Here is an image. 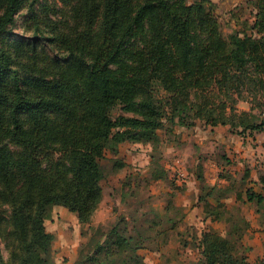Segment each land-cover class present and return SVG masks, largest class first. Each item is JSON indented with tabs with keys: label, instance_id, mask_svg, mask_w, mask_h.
<instances>
[{
	"label": "trees",
	"instance_id": "16d2710c",
	"mask_svg": "<svg viewBox=\"0 0 264 264\" xmlns=\"http://www.w3.org/2000/svg\"><path fill=\"white\" fill-rule=\"evenodd\" d=\"M253 5L252 21L224 36L210 0H0V264H54L45 226L54 207L80 223L79 264H136L170 231L197 252L195 264H264V253L250 261L239 251L249 221L213 195L200 171L196 203L204 219L228 220L224 233L180 229L184 211L172 201L151 217L92 225L102 160L121 144L149 145L158 181L167 178L161 129L175 138L174 127L200 119L242 139L264 135V0ZM23 9L32 35L15 37ZM124 166L113 161L116 171ZM250 173L245 167L241 184L259 191L248 186L237 199L254 208L264 234V167L255 181Z\"/></svg>",
	"mask_w": 264,
	"mask_h": 264
},
{
	"label": "rangeland",
	"instance_id": "374dc122",
	"mask_svg": "<svg viewBox=\"0 0 264 264\" xmlns=\"http://www.w3.org/2000/svg\"><path fill=\"white\" fill-rule=\"evenodd\" d=\"M51 2V0H46ZM254 0H210L218 16L220 29L224 36L234 30H242L244 22L252 21L254 14ZM60 6V5H59ZM28 13L25 9L15 16L13 33L15 37L31 36ZM239 110H249V105L240 102ZM255 108L254 112L258 113ZM263 113V114H262ZM260 115L264 118V112ZM173 138L164 129L158 131L161 137L160 164L167 172V178L152 180L150 178V146L141 142L121 144L116 155L109 152L102 160L106 171V178L101 181L103 199L93 218V226L107 229L120 214L149 213L161 211L169 201L181 206L182 220L180 229L190 232L213 228L224 233L228 220L217 221L212 218L204 219L201 206L197 205L195 194L199 189L197 173L204 177V181L216 187L220 200L230 208L233 214H240L249 221L241 253L250 261H255L264 253V234L254 213V208L244 204L237 195H241L245 188L252 186L259 191L255 183L241 184V174L245 167L251 169L249 181H255L260 169L264 167V135L246 136L243 139L230 134L227 126L210 127L197 119L191 129L176 126ZM223 157L230 161L226 164ZM121 160L125 166L116 171L113 161ZM179 160L182 170L186 174L185 183L172 181L174 161ZM227 174V180L224 176ZM230 187V188H229ZM219 190V191H218ZM46 229L52 233L54 240L51 245V259L54 264H79L78 251L84 241L81 226L77 217L61 207H54L51 217L45 221ZM154 235V231H150ZM173 232H169L167 243L155 238L147 243L139 253L141 262L136 264H195L197 252L191 248H181L175 240ZM160 248V249H159ZM2 254L6 251L1 245ZM91 264H96L92 262Z\"/></svg>",
	"mask_w": 264,
	"mask_h": 264
},
{
	"label": "built area",
	"instance_id": "2783aa9c",
	"mask_svg": "<svg viewBox=\"0 0 264 264\" xmlns=\"http://www.w3.org/2000/svg\"><path fill=\"white\" fill-rule=\"evenodd\" d=\"M171 171L173 172V179L175 180V182H177L178 184H182L185 181L186 174L182 170L179 164V160L174 161L173 167H171Z\"/></svg>",
	"mask_w": 264,
	"mask_h": 264
},
{
	"label": "crops",
	"instance_id": "0c3cea01",
	"mask_svg": "<svg viewBox=\"0 0 264 264\" xmlns=\"http://www.w3.org/2000/svg\"><path fill=\"white\" fill-rule=\"evenodd\" d=\"M244 140H247V139L244 138L243 141H242V143H244Z\"/></svg>",
	"mask_w": 264,
	"mask_h": 264
}]
</instances>
